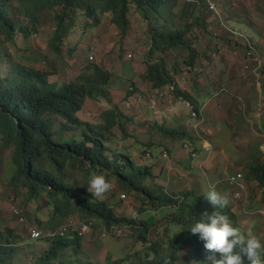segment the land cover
Returning <instances> with one entry per match:
<instances>
[{"label": "rangeland", "instance_id": "obj_1", "mask_svg": "<svg viewBox=\"0 0 264 264\" xmlns=\"http://www.w3.org/2000/svg\"><path fill=\"white\" fill-rule=\"evenodd\" d=\"M216 1L220 14L189 4L185 10L186 13L184 12L183 16L179 15L176 17L178 20L183 19L182 24L187 25V31H190L187 40H192V44L196 47L197 53L192 64L188 62L191 51L185 47H183L184 49L168 48L164 52H156L154 57L149 56L152 50V47L149 46L152 41L149 33L150 21L145 18L136 5H132V26L126 36L121 33L120 27H117L116 24H110L105 29L107 35L105 37L101 36L100 40L103 48L100 58L96 57L95 51L91 54H86V56H73L75 53L73 48L79 44L85 34V31L82 30L84 26L77 30V33H79L78 37L71 36L69 47H64L67 44L66 42L63 43L64 56L56 54L50 48L48 42L56 28V14L50 6L42 12L40 27L33 29L30 36L20 31L15 40L8 43V48L18 58L20 64H32L40 68H45V66L53 68L56 73L50 77L51 81H71L76 79L80 74L89 72L92 69L91 65L95 63H101L110 70L112 72V78L108 86L110 97H102L99 100L87 98L84 107L77 113L78 116L85 121L92 122L94 125H101L105 122L104 112L116 104L125 117V127H129L131 133L126 128L128 132L123 134L116 125L112 128V135L110 133L105 134V137H103L104 143L112 150L135 156L134 158L139 164L152 165V174L142 183L145 186L156 189L160 186L165 193L181 200L187 197L186 193L189 191L203 194L205 187L206 189L209 187L206 178L202 177L203 179L199 180V175L196 172L203 176L205 174L197 166L195 159L191 156L187 157V161L190 162V168L188 169L196 171L190 172L185 169L179 171V161L172 158V150L180 148L185 150L184 142L190 145L189 151L196 150L199 158L202 157L201 154L204 148H198L192 137L193 125L198 120L194 122L189 119L191 118V109L187 112L189 116L184 113L186 112L184 107L188 106L191 108V102L188 99L177 96L181 99V104L174 111L173 117L166 119L164 126H159V124L155 123V125L148 127L151 137H156L158 134L159 136H164L165 134L173 142L169 143L166 139L160 140V143H165V145L160 146L161 152L155 151L153 145L147 144L148 140H146L145 133L142 135L139 133L146 131V129L138 130L142 124L137 121L141 118L140 114L144 110V103L150 97L151 100L155 101L152 107L156 109L155 113H157V108L169 103L168 99L172 89L165 85L163 90L156 91L153 83L144 78L146 71L150 63L166 59L169 64L168 69L174 71L172 72L174 79L175 75L187 72L193 84L196 81L199 82L195 88L196 90L197 87H203L201 91L212 87L216 90L214 92L216 93L224 89L218 98H220L219 108L222 109L224 107L225 121L229 124H223L226 125L227 131L224 130V127L222 129L220 127V140L214 131L211 137H207L205 125L202 123L199 127L197 126L199 135L193 134H195L196 139L200 143H203L204 138L212 141L216 146V150H219L217 145L222 141L226 143L223 140V135L233 144H227L226 147L223 145L224 148L222 147L227 156L231 157L223 163L226 164L227 173L220 180V184L229 190L228 194H226L229 203L226 206L235 214L236 221L234 220L233 223L241 232H258L259 237L262 238L264 237V203L260 202L259 197L262 195L263 190L252 180L250 167L256 161L264 160V0ZM180 2L183 6L186 3L184 0ZM15 13L20 17L22 23L27 24L28 18L18 8L15 9ZM79 14L81 16H79L76 27L85 24L88 20L87 16L84 17L81 11ZM154 19L156 18L154 17ZM110 20L109 18L108 23ZM157 24H160V21H157ZM189 27L191 28L189 29ZM236 31H239L238 35ZM256 32H259L260 35H255ZM4 44H6V41L1 39L0 46ZM250 44L256 48V54L259 55V59L263 61L262 63L253 62L254 59L249 60L247 55ZM69 52H71L70 57ZM91 55L94 56V59H91ZM114 57L115 59L113 60L112 58ZM178 59L179 61H177ZM189 65L193 66L191 70L188 69ZM230 82H232L231 85H229ZM182 90L191 93L189 89ZM165 92L168 93L165 94ZM191 95L195 100V105L199 108L197 91H194ZM186 101H189V103ZM248 113L251 114L250 121H245ZM199 116L201 117V114ZM165 129L175 130L176 132L173 134ZM187 130L189 133L185 135L184 131L187 132ZM82 131H84L83 128H76V130L68 131L67 135L75 136ZM135 132H137V136L133 140ZM94 133L99 134V129H94ZM1 146L2 139H0V226L13 227L18 234L28 237L30 236L28 229L31 228V225H39L42 228V226L48 227L50 224L55 227L68 222V220L62 221L64 216L60 214L49 215L48 209L43 206L47 199L45 193L39 198L41 201L35 198L29 200L26 198L28 193L25 187L16 188L10 184L11 175L9 169L11 167L9 164L13 149L10 147L2 149ZM147 150L150 151L151 156L146 155ZM180 163H186V160L180 159ZM189 165L186 166L188 167ZM65 171L70 176L72 175L80 184L85 185L88 181L87 171L82 169L73 170L71 167H68ZM238 171L245 178L247 192L243 198L236 199L232 197V194L235 195L240 190L237 188V184L230 180V177ZM102 175L108 180L111 187L109 191L99 198L114 197L117 200L115 210L121 216L147 218V220L148 217H156L149 224L148 238L151 241L161 239L165 234L166 224L171 218L169 213L164 212L161 214L157 209H150L149 205L143 206L140 199L120 188L114 178H107L104 173ZM200 191L203 193H200ZM17 205L23 209L27 219L26 222L18 220L15 213V209H19ZM48 220L49 223L45 224L43 222ZM38 221H41L42 225ZM253 226H256V231H253ZM119 230V227L116 226L105 230L102 226L88 230L82 237L84 244L87 241L88 244H94L99 249H87L84 245V251L80 253L81 258L83 260L88 259L90 258L89 255L95 257V255H99L98 250L104 248L122 256L132 254L143 248L142 241L136 236L137 231L133 230L130 236H126V230L125 232L124 229L122 231ZM104 231L105 236L103 235ZM168 238L166 237L164 242H167ZM121 245L124 246L122 250L119 249ZM20 246L19 256H23L25 259L18 264H29L28 259L31 255L29 253L30 244L26 239H23L20 241Z\"/></svg>", "mask_w": 264, "mask_h": 264}, {"label": "trees", "instance_id": "obj_2", "mask_svg": "<svg viewBox=\"0 0 264 264\" xmlns=\"http://www.w3.org/2000/svg\"><path fill=\"white\" fill-rule=\"evenodd\" d=\"M180 1L0 0V40L6 41L0 46V139L2 149H13L9 164L10 184L16 188L25 187L29 200H39L45 193L47 199L43 206L50 216L60 214L64 219L71 216L94 219V228H128L137 231L136 236L143 243L141 250L129 255L122 256L108 250L110 256L115 257L112 261L94 260L90 255L83 260L80 253L84 251V240L77 231L49 235L47 229L55 228L49 224L48 227L42 226L40 237L31 238L18 234L13 227L0 226V264H18L25 259L19 256L23 239L30 244L29 264H213V260L221 258V253L204 247V241L198 234L186 230L194 221L205 219L206 214L203 213L214 211V206L202 194L189 191L181 200L165 193L160 186L158 189L145 186L142 182L152 174V165L139 164L135 156L112 150L104 143L103 137L106 133L112 135V128L116 125L123 134L128 132L123 112L116 104L104 112L105 122L101 125H94L78 116L87 98L99 100L110 97V70L101 63H95L89 72L76 79L51 81L50 77L56 73L53 68L20 64L8 48V43L13 42L20 31L30 36L33 29L40 27L42 12L48 6L56 14V28L48 44L56 54H63V43L74 31L80 10L86 11L96 21H99L100 14L109 12L126 36L132 26L130 10L132 5H136L150 21L153 46L149 56L154 57L156 52H164L168 48L185 47L191 51L188 62L192 64L196 47L192 40H187L190 31H187V25L182 24L183 19H176L184 15L190 3L183 6ZM193 5L207 9L205 3ZM16 8L28 18L27 24L22 23L15 13ZM168 67L166 59L150 63L144 78L156 88L174 85L176 80ZM174 91L197 109L191 93L177 86ZM76 128L84 131L75 136L67 135L68 131ZM94 129H99L100 133L95 134ZM68 167L87 171L88 176L90 173H104L107 178H114L120 188L140 199L143 206L149 205L150 209H157L161 214L169 213L171 218L166 224L165 234L161 239L149 240V224L156 217L144 218L145 221L143 218L121 216L115 210L117 200L114 197H92L86 184L80 185L65 171ZM250 173L252 180L263 190L259 198L264 203V160L256 161L250 167ZM17 207L26 217L23 209ZM221 211L232 223L236 221L235 214L227 206ZM43 222L46 224L49 220ZM38 223L42 225L41 221ZM166 237H169L168 241L164 242ZM123 247L121 245L119 249ZM241 256L242 264H250L246 255Z\"/></svg>", "mask_w": 264, "mask_h": 264}, {"label": "crops", "instance_id": "obj_3", "mask_svg": "<svg viewBox=\"0 0 264 264\" xmlns=\"http://www.w3.org/2000/svg\"><path fill=\"white\" fill-rule=\"evenodd\" d=\"M108 19L109 18L106 17L97 26H95L93 28H88L87 30H85V34L83 35V38L79 41L78 45H75V47H77V49L74 51L75 53L73 56H77V57H79L81 55L86 56V54H88V53L91 54L94 51L96 53L95 55L97 58H100L102 56L103 48H102V44H100L101 36L105 37V35H107L105 33L106 32L105 29L110 24H114L111 20L108 23ZM95 29H97V30H95ZM257 34L260 35L259 32H256L255 35H257ZM78 35H79V33H77V30H76L71 36L78 37ZM97 36H98V38H96ZM70 40H71V38H70ZM70 40L67 42H70ZM69 46L70 45H68V47ZM149 46L152 47V41L149 44ZM70 54H71V52H69V57L71 56ZM112 59L114 60L115 57ZM143 61L145 64L146 63L145 58L143 59ZM177 61H179V59ZM172 72H174V71H172ZM226 75H228V74H226ZM228 76H230V75H228ZM175 79H176V84L178 85L179 88L189 89L192 94L194 93V91H197V93H198L197 103H199L200 106L205 104L204 109H203L204 110L203 114H201V118L204 120L203 125H205V131L207 133L206 135H207V137H211V134L214 131L216 136H218V139L220 140L221 139L220 127H221V129L224 127V130L227 131L226 125L228 123L225 121V114L223 112L224 107L222 109L219 108L220 98L209 101V98H211L212 94L216 90H214L212 87H209L207 90H204V91H201V89L203 87L202 88L197 87V90H196L195 88L199 82L196 81L195 84H193V81L190 80L189 76L187 75V72L180 74V75L177 74V76L175 75ZM231 84H232V82L229 83V85H231ZM192 85H194V87H192ZM166 87H170V89H172L171 85H167ZM158 90H163V87L156 88V91H158ZM166 90H167V88H166ZM166 93H168V92H165V94ZM177 96L178 95L174 92V89H172V91L170 92V98L168 99L169 103L165 104L164 106H160L159 108H157L158 109L157 113H155L156 109H154L152 107V104L155 101L151 100V98L149 97L148 100H146V103H144V110L146 112L143 110L141 112L142 114H140L141 118L139 120H137L138 122H141V124H142V125H140L138 130L139 129L140 130L146 129V131L139 132V133L141 135L143 133H145V136L147 137L146 140H148L147 144L153 145V148L155 151L161 152L162 149L160 148V146L165 145V143H160V140L166 139L167 142H169V143H172L173 141L169 140L168 137L165 136V134H164V136H159V134H158V135H156V137H151V135L149 133L150 130L148 127L155 125V123L159 124V126H164L166 124V122H165L166 119H169V117L170 118L173 117L174 111L177 110V107L180 106V104H181V99H179ZM186 102L189 103V101H186ZM184 110L186 111L184 113L187 114V116H189V114L187 112L190 111V108L188 106H185ZM250 117H251V114L248 113V116L245 118V121H247V120L250 121ZM189 119L193 120L192 116ZM137 124H139V123H137ZM223 124H226V125H223ZM126 128H128L129 133H131V131L129 130V127H126ZM228 130H229V128H228ZM137 132H135L133 140L137 136ZM184 133H185V135H187L189 132L187 130V132L184 131ZM193 133H194V130H193ZM193 133H192V137H193L194 142L197 143L198 148L203 149V144L210 145L212 148L209 151L204 149V151L201 154L202 157L199 158V156H198L197 158H195V162H196L197 166L200 167L204 171L205 176H203L202 174L200 175L195 170L188 169V168H190V165H189L190 162L187 161V157L188 156L190 157V155L186 149H185L186 150L185 151L184 149H181V148L176 149V150H172V154H173L172 158L179 161V163H178L179 168H180L179 171H183L185 169L186 171L196 172L197 175H199V180H202L203 178L207 179V183H208L209 187L210 186L214 187L219 192L224 193V194H228L229 190L220 184V180L223 177V175L224 174L226 175V173H227V168H225L226 164H223V163L228 161L229 158H231L230 156H227L225 151L222 150V147H223V145H225V147H226L227 144H231V141L228 140V138H226L225 135H223V140L226 143H224L222 141L219 145H217L219 150H216V146H215V144L212 143V141L205 140V138H204L203 143H200L196 139L195 134H193ZM231 145H233V144H231ZM180 159H185L186 163L181 164ZM186 165H189V166L187 167ZM198 167H197V169H198ZM209 187H208V189H209ZM208 189H206V187H205V191H207ZM200 193H203V192L200 191ZM232 197L236 198L237 195L232 194ZM243 203H245V202L243 201ZM252 229H253V231H256V226H253ZM263 230H264V227H263ZM254 234L259 236L258 232H255ZM263 234H264V231H263ZM261 239H262V241H264V237H262ZM84 245H85V248H87V249H94V250L99 249V247H96V245H94V244H88L87 241ZM98 251H99V255H95V257H92L90 255L92 259H94V260L104 259V261H107V260L112 261L115 259V257L110 256V253H108V249H106V248H104L102 250H98Z\"/></svg>", "mask_w": 264, "mask_h": 264}, {"label": "clouds", "instance_id": "obj_4", "mask_svg": "<svg viewBox=\"0 0 264 264\" xmlns=\"http://www.w3.org/2000/svg\"><path fill=\"white\" fill-rule=\"evenodd\" d=\"M207 9L210 10L208 7H207ZM131 10H130L129 17H130V20L132 23ZM80 11L82 12L84 17L87 16L88 20L86 21L85 24H81L80 26L78 25V27H76V29H74V31L67 38L66 42L69 41L71 38V35L76 30H80L82 28V26H84V28H82V30L85 31L88 28H93V27L97 26L106 17L111 18V21L114 24H116L112 20V15L109 12L105 13V14H100L99 15L100 16L99 21H96L94 17L88 16L86 11H83V10H80ZM79 12H78V16H81L79 14ZM219 12H220V10H219ZM217 14H220V13H217ZM68 17L73 18L72 15H69ZM78 21H79V17H78ZM244 37H245V35L243 32V38ZM69 43L70 42H67L66 44L69 45ZM68 45H66L64 47H67ZM152 46H153V44H152ZM76 49H77V47L73 48V50H76ZM249 50H250V45H249ZM249 50H248V53H249ZM255 51H256V48H255ZM62 55L64 56V54H62ZM247 56H249V54ZM251 59H254V58L249 56V60H251ZM253 62L260 63V62L255 61V60ZM192 68H193L192 65L188 66V69L191 70ZM171 73H172V71H171ZM175 86H177V88H179L177 84L171 85V88L175 90ZM222 90H224V89H222ZM222 90L212 94L211 98H209V101L217 99L218 96L221 94ZM204 106H205V104L202 106H199L200 109L199 108L194 109V107H192V106L190 108L191 109V116H193L192 117L193 121L195 122L198 120L197 122L194 123V133L196 134V136L199 135L197 126L199 127L204 121L199 116L200 114H203L202 110L204 109ZM185 143L186 142L183 143V146ZM205 146H210V145H205V144L203 145V148L205 150H207ZM184 148H185V146H184ZM185 149L189 152V154L191 156V151H189L188 148H185ZM194 151H196V150H194ZM207 151H209V150H207ZM197 157H198V155H197ZM197 157H192V158L195 159ZM80 185H84V184H80ZM86 185H87V190L92 194V197H97V198L101 197L104 193L109 191L110 187H111L110 183L108 182V180H106L104 175L96 174V173H90ZM246 187H247V184H246ZM246 192H247V189H246ZM245 193L242 195L241 198L244 197ZM202 196L211 205L214 206V211H212L210 214L207 212L203 213V214H206V218L194 221L193 223H191V225L189 227L186 228V230H188L191 234H198L199 238L204 241V247L207 250H211L214 252L221 253V258L213 260V264H242L241 254L246 255L250 264H264V241H262V239L259 236H257L256 234H254L252 232H241V230L229 220L228 216L221 211L229 203L228 196L224 193L219 192L218 190H216L214 187H211V186L209 187V189L207 191H205L202 194ZM236 199H237V197H236ZM20 212H21V210H20ZM17 217H18L19 221H21L20 217L18 215H17ZM23 217H24V220L22 222H26V217L24 215H23ZM65 220H68V222H64L62 225L69 223L70 220H73L75 225L69 226L68 230L63 235L68 234L70 232H74V231H77V233L79 234L78 230L76 229V226L80 221L86 220V219H79V218L71 216L69 218L63 219L62 221H65ZM92 220L94 221L92 228H94L95 220L94 219H92ZM62 225H57V226H55L54 229H52V228L47 229V233L49 235L59 234V233H57V231L59 230V228ZM31 227H37L41 231V235H42V233H43L42 228L39 225H31ZM92 228H90V229H92ZM113 228H115V226H113ZM103 229L105 230V228H103ZM119 229L121 231L124 229V232L126 230V233H127L126 236L127 235L130 236L133 233V231L129 230L128 228H119ZM29 230H30V228L28 229V232L30 235ZM86 232L79 234V235L83 237V235L86 234ZM59 235H61V234H59ZM103 235L104 236L106 235L105 231H104ZM36 238H38V237H36Z\"/></svg>", "mask_w": 264, "mask_h": 264}, {"label": "built area", "instance_id": "obj_5", "mask_svg": "<svg viewBox=\"0 0 264 264\" xmlns=\"http://www.w3.org/2000/svg\"><path fill=\"white\" fill-rule=\"evenodd\" d=\"M187 3H191V4H202V3H205L207 5V7L216 12V13H220L219 12V7H218V3L216 0H185ZM237 34H239V31H236ZM249 56L250 57H253L255 61H258L260 63H262L263 61L261 59H259V55L256 54V51H255V48L253 47V45L250 44V50H249ZM130 56H132V54H130ZM94 56L91 55V59H93ZM185 148H188L189 149V144L188 143H185L184 144ZM207 150H210L211 147L210 146H205ZM146 155L147 156H151V153L149 150L146 151ZM198 155V152L197 151H194L192 150L191 151V156L192 157H197ZM242 173L240 172H237L235 173L234 175H232L230 177V180L234 183L237 184V188L240 190V192L236 193L237 194V198H241L242 195L246 192V184L244 181H237L236 182V179L237 178H241ZM242 192H244L242 194ZM15 213L20 217V220L23 221L24 220V217L23 215L21 214L20 210L19 209H15ZM94 221L92 219H86V220H82L80 221L77 226H76V229L78 230L79 234H82L84 232H86L87 230H89L90 228H92V225H93ZM75 225V223L73 222V220H70L69 223H66L64 225H62L59 230L57 231V233L63 235L67 230H68V227L69 226H73ZM30 235L33 237V238H36V237H39L41 235V231L37 228V227H31L30 228Z\"/></svg>", "mask_w": 264, "mask_h": 264}, {"label": "bare ground", "instance_id": "obj_6", "mask_svg": "<svg viewBox=\"0 0 264 264\" xmlns=\"http://www.w3.org/2000/svg\"><path fill=\"white\" fill-rule=\"evenodd\" d=\"M193 106V105H192ZM194 107V106H193ZM239 180H241V181H244L245 182V178H244V176H241V178L239 179V178H237L236 179V182L237 181H239ZM238 193V192H237ZM237 195V194H236ZM124 196H126L125 194H124ZM228 212V211H227ZM31 238H33L32 236H30Z\"/></svg>", "mask_w": 264, "mask_h": 264}]
</instances>
